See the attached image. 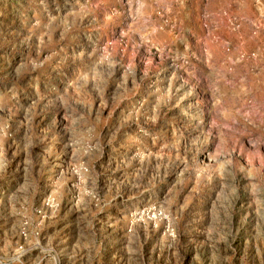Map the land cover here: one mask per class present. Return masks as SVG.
I'll return each instance as SVG.
<instances>
[{"label": "rangeland", "instance_id": "374dc122", "mask_svg": "<svg viewBox=\"0 0 264 264\" xmlns=\"http://www.w3.org/2000/svg\"><path fill=\"white\" fill-rule=\"evenodd\" d=\"M0 264H264V0H0Z\"/></svg>", "mask_w": 264, "mask_h": 264}]
</instances>
